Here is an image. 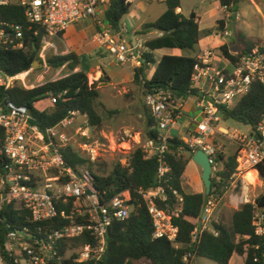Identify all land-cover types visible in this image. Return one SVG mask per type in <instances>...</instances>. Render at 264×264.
Instances as JSON below:
<instances>
[{
    "label": "built area",
    "instance_id": "built-area-1",
    "mask_svg": "<svg viewBox=\"0 0 264 264\" xmlns=\"http://www.w3.org/2000/svg\"><path fill=\"white\" fill-rule=\"evenodd\" d=\"M112 1L0 0V6H20L30 27H38L34 33L38 35L44 31L40 57L46 66L48 47L54 46L49 39H60L81 20H93L97 27L94 41L106 46L121 64H130L135 69L151 66L145 54L152 51L145 41L138 38L135 43L128 41L124 29L116 30L109 24L106 13ZM126 1L134 3L136 0ZM201 1L215 2L217 9L224 13L220 20L223 26L214 33L221 43L197 55L200 64L192 74L191 90L186 98L178 97L165 87L147 88V78L141 75L145 104L154 119L156 134L141 141L140 146L147 159L160 158L159 177L164 181L172 170L165 154L173 137L184 142L191 156L199 149L205 151L213 166V176L218 177L224 166L219 153L224 148L223 138H226L238 145V165L231 179L244 178L250 170H257L259 178L258 167L264 161V116L247 131L232 130L220 122L227 119L225 110L235 107L255 83H264V40L252 48L245 43L229 47L226 43L231 34L229 24L234 18L237 21L241 18L237 5L222 4L221 0ZM181 12V8H177V13ZM23 38V25L0 22V45L25 48ZM223 46H228V53L222 50ZM23 73L10 75L0 70V264H63L70 258L77 263L100 264L107 252L112 222L128 219L134 210L129 203L131 193L127 190L109 202H101L90 169L72 167L64 156V148L72 144L69 129L80 115L79 111L70 112L58 124L46 129L34 124L30 108L10 100L7 94L15 86L30 89L26 82L29 71ZM189 100L196 109L193 114H187ZM34 105L39 108L37 103ZM86 124L78 132L86 140L85 147L94 161L97 147L90 142L92 135ZM102 145L108 147L106 142ZM120 162L126 165L127 158ZM141 193L152 217L153 237L167 238L177 245L179 227L172 218L177 212L167 211L157 203L158 199H168L164 187L160 185ZM173 194L179 202L183 201L178 191L173 190ZM222 198L217 193L209 196L192 232L190 245L198 242L204 231L219 235L214 220ZM240 199L239 202L246 199L243 193ZM8 216L19 217L23 224ZM61 220L69 222L60 224ZM254 224L256 233L261 234L264 211L257 206ZM84 236L92 237L94 243L81 244L76 249L75 240ZM192 257V251H188L185 260Z\"/></svg>",
    "mask_w": 264,
    "mask_h": 264
},
{
    "label": "trees",
    "instance_id": "trees-1",
    "mask_svg": "<svg viewBox=\"0 0 264 264\" xmlns=\"http://www.w3.org/2000/svg\"><path fill=\"white\" fill-rule=\"evenodd\" d=\"M241 1L243 0H221L222 4L233 3L234 5H238ZM164 2L167 4V11L155 22L145 24L143 28L144 30L155 29L162 33L145 41L152 51L145 54L147 62L157 64L152 76L147 78L146 87H165L171 89L178 97L186 98L190 94L192 74L196 66L200 64L198 57L164 54L157 60L154 52L175 48L196 50L203 34L201 18L196 12H192L189 16L177 13V8L181 7V0H165ZM131 6L132 3L126 0L112 1L106 18L114 29H122L121 21L129 13ZM0 22L23 25L22 41L25 46V48L14 49L0 45V70L16 75L33 68L36 61L43 65L40 52L43 48L44 31L41 30L38 35L34 33L38 27L35 25L30 27L24 10L18 5L0 6ZM219 23L222 27L223 22L219 21ZM243 41L251 48L262 42L246 38H243ZM221 48L228 53V46ZM80 63V57L75 51L67 54H49L47 64L51 68L65 67L69 72L34 88L15 86L7 91L8 97L17 104L28 106L34 115L33 123L38 124L42 129L58 124L72 111H79L87 117L90 130H97L104 123V117L98 108L101 82H104V77L91 83L87 71L83 68L76 70ZM147 67L145 65L135 69L134 80L140 86H142L141 75H144ZM47 98L52 101L50 108L42 110L34 105ZM225 112L228 118L254 127L264 116V83H255L251 91L235 107L226 109ZM148 118L149 130L143 141L156 134L151 112ZM181 147L189 153V156L180 152ZM64 156L68 164L75 168L91 167L95 164L84 157L73 144L64 148ZM237 156L238 147L237 151L227 158L224 150L219 153V159L224 162V166L218 177L213 176L210 195L217 193L222 197L225 196L231 184L230 180L236 172ZM165 158L172 167L166 181L159 177L160 158L155 156L147 159L141 146L129 154L126 165L119 160L107 175L93 172L94 187L102 203L109 202L118 194L128 190L131 193L129 203L134 206L128 219L112 222L107 237V252L100 264H191L192 258L189 261L185 260L188 251H192L193 256L205 257L218 264H264V231L257 234L254 224L255 207L264 211V193L253 202H248L236 210L230 225L222 219L214 220V226L219 231L218 236L207 230L201 234L198 242L190 245L192 232L210 195H206V190L205 192L185 190L183 177L192 156L180 138L170 139ZM258 168L264 178V161ZM160 185L164 187L168 199L166 201L158 199V205L172 213L177 212L172 216L173 222L179 227L177 245L167 238L153 237L152 217L141 192ZM173 190L181 194L182 202L177 200ZM8 217L23 224L17 216ZM77 221H80V217ZM68 222L69 220H61L60 224ZM88 242L94 243L92 237L84 236L76 239L73 245L80 246ZM235 254L244 257V261L232 263L231 259ZM63 264H94V262L77 263L74 262V258H70Z\"/></svg>",
    "mask_w": 264,
    "mask_h": 264
},
{
    "label": "rangeland",
    "instance_id": "rangeland-1",
    "mask_svg": "<svg viewBox=\"0 0 264 264\" xmlns=\"http://www.w3.org/2000/svg\"><path fill=\"white\" fill-rule=\"evenodd\" d=\"M216 6V3L208 5L201 0H181V9L183 14L185 16H189L192 12L201 13L199 14L202 20L201 27L212 32L221 29L219 21L222 19V11L217 9ZM167 9L168 7L166 2L160 0H136L132 3L129 13L125 15L121 21L127 40L129 41L134 38H138L139 40L147 41L152 39L154 36H157L159 34L158 31L155 29L144 30V25L155 22L167 11ZM208 9L210 10L207 11ZM237 10L240 12L241 18L238 21L234 18L229 24L231 34L227 37V40L233 39L237 41L239 37H242L248 40L263 41L264 0H243L237 5ZM96 32L97 27L95 24H91L89 20H81L75 24L74 31L70 32V34H62L60 39L56 37L49 39L50 43H53L54 46L48 47L47 55L67 54L70 51L77 52L78 50L80 52L82 66L86 70L90 69L92 65L95 64L97 59L108 63L114 59V56L106 46L99 45L94 41ZM202 36L204 38V35ZM174 52L181 55L195 56L197 49H163L156 52L157 60H159L164 54H173ZM156 67L157 64H152L151 67L144 73V76L149 77L150 74L154 72ZM28 71L29 74L27 75L26 82L30 88L33 85L38 86L47 81L55 80L69 72V70L65 67L59 69L51 68L49 65H44V63L43 65L37 64L35 68L33 67V70L30 69ZM40 76L43 77L39 80ZM102 77H104L103 83H107L109 81V76L107 74ZM89 80H91V78H89ZM134 88L135 90H124L123 88H121V90H113L115 98L110 101L106 100L104 97L99 99L98 108L104 117V123L101 128L97 130H90L92 131V140H90V142H93V146L97 147L98 152V154H96V160L93 161L95 164L91 167L87 166L92 173L95 172L104 175L109 174L120 159L124 160L128 158L129 154L127 153L132 152L135 148L140 146V143H136L139 141V137L135 138V136L140 134L141 141H143L146 137L149 130V107L147 106L148 109H145L143 106L145 98L142 92V87L135 82ZM134 96L136 97L134 98ZM51 105V100L48 98L41 103V106L48 108H50ZM225 118L227 119L220 122V125L232 130H250V127L247 125H243L232 118ZM84 121H86V117L84 115L80 114L77 116V122L83 123ZM79 126L80 125H78L77 128ZM85 126L86 124L81 125L82 128ZM71 135V143L84 157L90 159V152L85 147L86 140L81 136L78 130L72 131ZM124 140H131L132 142L131 144L124 143L120 145L124 142ZM96 142L98 143L97 145H95ZM103 142H110L112 143V146L109 147L108 145L107 148H103ZM223 144V150L226 158L237 151L238 145L236 142L223 138ZM181 153L189 156V153L184 149L181 150ZM230 181L231 184L228 191L222 198L215 215V221L222 219L227 225L231 224L232 215L236 210L242 208V206L247 202H253L254 199L264 193V178L261 176V173L257 184H248L245 176L244 178L237 177L235 179H231ZM183 186L187 192H205L206 187L202 180L201 167L198 166L195 171H191L189 169L186 171L183 177ZM238 186L241 187V189H239ZM243 192L244 195L247 196H245V198L248 199V201L245 199L244 202L238 203L236 195L241 198ZM245 192L248 194H245ZM76 247V249H78L80 246L76 245ZM76 249L73 248V250ZM191 264L218 263L208 258L194 255L192 257Z\"/></svg>",
    "mask_w": 264,
    "mask_h": 264
},
{
    "label": "crops",
    "instance_id": "crops-1",
    "mask_svg": "<svg viewBox=\"0 0 264 264\" xmlns=\"http://www.w3.org/2000/svg\"><path fill=\"white\" fill-rule=\"evenodd\" d=\"M205 3H207L208 5H213L215 2L212 1V2H205ZM209 10L210 9H208L207 11H209ZM181 13L183 14V12H181ZM199 14H201V13H198V15ZM221 15L223 17L224 13H222ZM89 21H90L91 24L92 23L94 24L93 20H89ZM201 23H202V20L200 21V25H201ZM74 28H75V24L72 25L67 31H65L64 35L70 34V32L74 31ZM201 29L203 31V34L202 35H204V38L202 36V38L200 40V43L197 46V52H196V55L195 56H197L199 53H201L205 48H207V47H217L221 43L220 40L219 39H216V37L214 36V33L217 30L215 32H212L210 30L207 31V30L203 29L202 27H201ZM157 36H160V33ZM157 36H154L153 38H155ZM135 39L136 38H134L133 41ZM226 43L228 44L229 47L236 48L237 45H239L240 43L243 44L245 42L243 41V38L242 37H239V39L237 41H235L233 39L232 40L230 39V40H226ZM175 49H178V48H175ZM157 51H160V50H156L154 52L155 56H156V52ZM77 54L79 55L80 61H81L80 52L78 50H77ZM173 54H177V53L174 52ZM177 55H181V54H177ZM150 67L151 66L147 67V69H149ZM82 68L85 71L88 72V76H89V78H91V80H90L91 83L94 82V81H99L102 78V76L105 75V74H107L109 76V81L107 83L101 82L102 85H101V97L100 98H103L104 97L108 101L113 100L115 98V94H114V91L113 90H115V89L121 90V88H123L124 90H126V89L135 90V88H134V85H135V80H134V77H135L134 76L135 75V68L132 65H130V64H121L120 62L117 61V58L115 56H114V59L112 61L108 62V63H105L103 61H99V59H97V61L95 62V64L92 65V67L90 69H88V70H86L82 66V63H80V66L76 70H80ZM147 69L145 70V72L147 71ZM152 74H153V72H152ZM152 74H150V76L149 77H146V78H150L152 76ZM142 89H143V87H142ZM142 92H143V95H144V91L143 90H142ZM135 97L136 96H134V98ZM43 101H45V100H42V101H40V102L37 103V106L40 109H42V110L48 108V107L41 106V103ZM51 103H52V101H51ZM103 103L105 105H107L105 102H103ZM192 103H193L192 100H189L187 102V107H186L187 114L188 113H192L193 114L196 111V109L193 107ZM143 106L145 107V109H148L147 106L145 105V103L143 104ZM149 112H150V110H149ZM131 114L134 115L133 113H131ZM86 123H88L87 117H86V121H84L83 123H80V122H77V116H76L75 117V123L69 129L70 135H71V132L74 131V130H78L79 131V129L81 128V125L82 124H86ZM78 125H80L79 126L80 128L79 127L77 128ZM90 132H92V131H90ZM126 132H129V131H126ZM71 137H72V135H71ZM137 137H139V141H137L136 143L139 144L141 142L140 134H138L137 136H135V138H137ZM131 142H132L131 140H124V142H122L120 145H122L124 143L131 144ZM107 144L109 145V147L112 146V143H110V142L107 143ZM198 166L199 165L197 163H195L193 161V159H191L190 162H189V164H188V166H187V170L189 169L191 171H195L198 168ZM251 171H253V170H251ZM238 188L241 189L239 186H238ZM243 194H244V192H243ZM236 199H237V202L239 203L240 197H238L236 195ZM243 261H244V257H241V256H239L237 254L233 255V257L231 259V262L232 263H236V262L237 263H242Z\"/></svg>",
    "mask_w": 264,
    "mask_h": 264
},
{
    "label": "water",
    "instance_id": "water-1",
    "mask_svg": "<svg viewBox=\"0 0 264 264\" xmlns=\"http://www.w3.org/2000/svg\"><path fill=\"white\" fill-rule=\"evenodd\" d=\"M133 42L135 43V40ZM37 64L39 65L40 63L36 61L33 67L35 68ZM192 159L195 163H197L201 167L202 180L206 187V195H210L212 190V183H213V166L210 161V158L205 151L199 149L192 156Z\"/></svg>",
    "mask_w": 264,
    "mask_h": 264
},
{
    "label": "bare ground",
    "instance_id": "bare-ground-1",
    "mask_svg": "<svg viewBox=\"0 0 264 264\" xmlns=\"http://www.w3.org/2000/svg\"><path fill=\"white\" fill-rule=\"evenodd\" d=\"M25 76H26V73H23L22 77H25ZM42 77L43 76H40L39 80L42 79ZM257 172H258L257 170H253V171H250L248 174L245 175V179L248 182V184H257L258 183V178H257L258 173ZM245 194H248V193L245 192Z\"/></svg>",
    "mask_w": 264,
    "mask_h": 264
}]
</instances>
